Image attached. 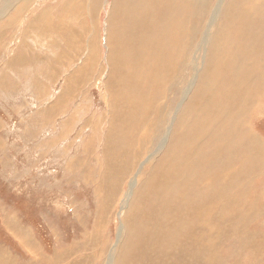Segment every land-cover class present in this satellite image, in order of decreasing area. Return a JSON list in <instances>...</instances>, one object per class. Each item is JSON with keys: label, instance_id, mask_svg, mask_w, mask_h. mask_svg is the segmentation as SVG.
<instances>
[{"label": "rangeland", "instance_id": "rangeland-1", "mask_svg": "<svg viewBox=\"0 0 264 264\" xmlns=\"http://www.w3.org/2000/svg\"><path fill=\"white\" fill-rule=\"evenodd\" d=\"M149 4L0 0V264H264L237 232L264 237V28L222 13L205 34L216 0ZM139 26L164 36L148 73L110 83L113 112L111 47ZM179 104L169 158L146 162Z\"/></svg>", "mask_w": 264, "mask_h": 264}, {"label": "bare ground", "instance_id": "bare-ground-1", "mask_svg": "<svg viewBox=\"0 0 264 264\" xmlns=\"http://www.w3.org/2000/svg\"><path fill=\"white\" fill-rule=\"evenodd\" d=\"M106 1V0H104ZM114 1V0H113ZM120 1V0H119ZM92 3L93 0H87V3ZM99 2V1H98ZM122 2V1H121ZM150 2L149 5H151V7L153 9H156L158 7V3L161 2V0H128L127 2H125L124 0V7L122 9V14L123 16L126 17V19H132V20H140V21H144V18L143 16L141 15L140 13V8L142 6H144V9L142 10L143 13H145V5L147 6V4ZM101 3V1H100ZM105 3V2H104ZM163 3V2H162ZM171 3V1H170ZM198 3V2H197ZM196 3V4H197ZM210 3V2H209ZM98 4V3H97ZM111 4V3H110ZM166 4V3H165ZM37 5V4H36ZM210 5V4H209ZM100 6V5H99ZM167 6V5H166ZM172 6V5H171ZM213 6V5H212ZM248 6L250 7L249 10L250 12L249 13H246L244 11H242L240 9V7L238 6V0H216V6L213 8V10L211 11V18L208 22V25H207V29H206V32L205 34H207V32H210V31H213L215 28L213 26H215L214 24L218 21L221 20V15L223 13V15L225 16H230L232 18L230 19H227L226 18V21H228L229 23L230 22H235V21H232L233 17H237V16H243V20H240L239 22L241 23H246L247 25H253L255 27V25L257 23H259V28H264V0H256L255 3L253 5H251V3L248 4ZM39 7V5H38ZM174 7V6H173ZM198 7V6H196ZM224 7V8H223ZM91 9V8H90ZM93 9V8H92ZM169 9V8H168ZM167 9V10H168ZM223 9V11H222ZM94 10V9H93ZM211 10V9H210ZM89 11V10H88ZM91 11V14L93 13L92 10ZM199 11V10H198ZM45 12V11H44ZM169 12V11H168ZM207 12V11H206ZM151 13V12H150ZM166 13V12H165ZM32 14V13H30ZM29 14V15H30ZM42 14V13H41ZM39 14V15H41ZM44 14V13H43ZM171 14V13H170ZM60 15V13H59ZM94 15V14H93ZM28 16V15H27ZM51 16V15H50ZM53 16V15H52ZM121 16V15H120ZM171 16V15H170ZM94 17V16H93ZM165 17V16H164ZM175 17V16H174ZM57 18V17H56ZM50 19V18H49ZM48 19V20H49ZM55 19V18H54ZM36 20L39 22L41 19L39 18H36ZM168 21V20H167ZM171 21V20H170ZM179 21V20H178ZM57 22V21H56ZM108 22V21H107ZM112 22V21H111ZM119 22V21H118ZM184 22V21H183ZM121 23V22H120ZM174 23V22H173ZM168 24V23H167ZM218 24V23H217ZM119 25V24H118ZM246 25V26H247ZM117 26V25H116ZM109 27V26H108ZM176 27V26H175ZM213 27V29H212ZM229 27V26H228ZM59 28V27H58ZM164 28V27H163ZM57 29V28H56ZM110 29V27H109ZM138 32L140 31H143V27L139 26L138 28H136ZM212 29V30H211ZM60 30V29H59ZM117 30V29H116ZM173 31V29H171ZM164 31V30H163ZM110 32V30H109ZM214 33V32H213ZM179 34V33H178ZM59 35V34H58ZM109 36V35H108ZM164 35L159 34L158 36L155 35V34H146V32H141L139 34H136L135 36H132L130 35L129 33H127L126 31V28L124 29V31L122 32V35L119 36V38L117 37V39L119 40V42H121L122 45H118L116 48H112L111 47V53L114 54L113 58L109 60L108 62V65H109V74L107 75V79H106V87L110 88L111 86H113V88H116L114 89L113 91L108 89L109 91V97H111V100H109V103H110V109H112L113 112L117 111L120 109L119 107V104L114 107V103L113 101L115 100L114 96L115 95H118L121 93V91H126V88H125V85L124 84H120V83H117V84H113L111 85L110 83L112 82H116V81H126L127 80V73L129 72L130 75H129V78L128 80L130 79H136L137 76H135L133 73H131V67L134 65V66H142V72H139L138 74L140 75H144V71H146L145 69L147 67H151L153 65V63H155L154 61H151V55L153 53V48L158 45L160 42H161V39L163 38ZM168 38H172V37H168ZM132 39H133V42H132ZM151 39V40H150ZM107 40V39H106ZM108 43V42H107ZM105 44V45H108V44ZM56 46V45H55ZM236 46V45H235ZM123 47H129V48H132L134 50V55L136 56V59H133V58H128L126 57V55L123 53L122 51V48ZM109 48V47H108ZM107 48V49H108ZM109 50V49H108ZM151 51V52H150ZM110 52V51H109ZM244 54L243 57H241L240 53L241 51H239L237 53V61L239 62H242L243 59L247 56H251L248 51L246 50H243L242 51ZM92 53V52H91ZM95 54V53H94ZM97 54V52H96ZM99 54V53H98ZM108 54V53H107ZM157 58L158 59L159 57H162L161 54H159V50H157V54H156ZM257 58L260 57H263L264 55L263 54H259V55H253ZM89 57V56H88ZM91 57V55H90ZM89 57V58H90ZM205 58H209L207 56H202V57H199V59L203 60ZM86 59V58H85ZM115 60H117L115 62ZM168 61V60H167ZM106 62V61H105ZM85 63L87 64L88 63V59L85 60ZM149 71V70H148ZM147 72V71H146ZM148 73V72H147ZM150 75V74H149ZM145 77V76H144ZM143 78V77H142ZM195 78V77H194ZM147 79V78H146ZM77 80V79H76ZM141 80V79H140ZM69 81V79L67 80ZM194 81H190V85L193 84ZM149 83V82H148ZM65 85V84H64ZM111 85V86H110ZM150 86V85H149ZM76 87V86H75ZM183 95H182V102L183 100L187 97V94H188V89H185L183 91ZM43 98V97H42ZM108 99V98H107ZM174 101V100H173ZM182 104V103H181ZM177 107V109H175L174 113H173V117L171 119V121L168 123L169 125L163 130V135L162 137L159 139L158 143L155 144L154 147L157 146L156 150L153 151V149L149 150L146 154H149L147 156V161H149V159H154L158 153H160L161 155H163L165 158H169V153L165 150V149H162L163 147H166L167 144V139L168 140H171V141H174V134L173 133L174 131V128H175V124H177L179 122V126L181 124H185V121H183V115L182 114H179V108H180V105ZM27 119V118H26ZM170 120V119H169ZM258 135V134H257ZM162 139V140H161ZM109 140V139H108ZM246 140H250V142L253 144L255 143L256 147L259 148L258 152H261L262 148H260V143L257 141L254 142V139L252 137V135L250 136H247L246 137ZM110 143V142H109ZM263 145V143H262ZM251 146V145H250ZM153 147V148H154ZM252 151V150H250ZM255 151V150H254ZM264 152V151H262ZM262 157V155H261ZM260 158V157H259ZM240 159V158H239ZM262 159V158H261ZM242 160V159H240ZM251 161V160H250ZM253 163V162H252ZM255 163V162H254ZM145 163H143L142 165H144ZM249 164V163H248ZM141 165V168L143 167ZM146 165V164H145ZM251 166V165H250ZM260 166H261V163H260ZM261 167H264L263 164ZM263 169V168H262ZM140 170V169H139ZM138 170V171H139ZM137 171V172H138ZM134 173V176H132V178L130 179L129 181V187H133L136 186V182H137V178H138V173ZM141 173V172H140ZM223 179L226 178V176L224 177V175L222 176ZM232 182V179L231 181H228L225 179V184H230ZM212 185H215V184H212ZM244 186V185H243ZM226 187V186H225ZM231 189V188H230ZM233 189V188H232ZM219 190V188H218ZM224 190V189H223ZM256 190V189H254ZM226 191H224L223 193H225ZM243 193V192H242ZM128 192L126 193V196H125V199L127 201V197H128ZM133 194V193H132ZM216 194V193H215ZM237 194V193H236ZM255 194V192H254ZM257 195V194H256ZM262 195V194H261ZM260 195V196H261ZM217 196V194L215 195ZM214 197V196H213ZM213 197L211 198L210 197V200H209V204H211L212 202H215L213 200ZM227 197V196H226ZM254 197V196H252ZM259 197V196H258ZM224 198V196H223ZM264 198V197H263ZM125 199L123 200V203H125ZM239 200V199H238ZM259 200V199H258ZM263 200V199H262ZM261 200V201H262ZM256 202V201H255ZM241 204V202H240ZM264 205V203H263ZM123 207H125L124 204H122ZM262 206V205H261ZM264 208V206H263ZM124 209V208H123ZM110 210V209H109ZM244 210V209H243ZM263 211V210H262ZM250 212V211H249ZM252 212V211H251ZM263 213V212H262ZM120 216V215H119ZM226 221V220H225ZM236 224V223H235ZM239 224V223H238ZM244 224V223H243ZM242 224V225H243ZM237 225V224H236ZM244 226V225H243ZM239 227V226H238ZM231 228V227H230ZM236 229V228H235ZM118 239H120L121 237V234H122V227L118 230ZM252 231V228L251 227H248L246 229H244V227H241L240 230H238L237 232H240V234L242 235H245L247 236V238L249 240H252L253 242H248L247 243V240H243L241 241V245H243L245 248L244 250H248L250 252V254L252 253V257L254 260L258 259V257L261 256L262 254V251H263V248H264V237L261 236L259 238H255V232H251ZM256 242V243H255ZM110 257V256H109ZM110 260L111 262L109 264H113V259L110 257ZM211 262V259L208 260V264ZM221 262V261H220ZM213 263V261L211 262V264ZM222 263V262H221Z\"/></svg>", "mask_w": 264, "mask_h": 264}]
</instances>
